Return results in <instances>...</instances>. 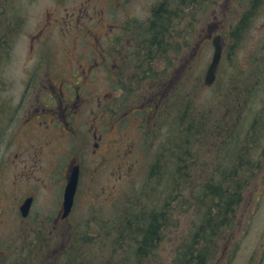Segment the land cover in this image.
<instances>
[{
	"label": "rangeland",
	"instance_id": "1",
	"mask_svg": "<svg viewBox=\"0 0 264 264\" xmlns=\"http://www.w3.org/2000/svg\"><path fill=\"white\" fill-rule=\"evenodd\" d=\"M160 2L161 0L10 2L12 6L7 9L10 14L7 21H10L6 25L9 24L14 29L12 34L7 30L5 35L11 45L10 56L0 61V112L2 107L8 105L12 110L10 117H15L8 121V127H0V239L12 242V249L23 251V260L33 261L31 264H35L40 255L34 257L32 252L37 249L41 253L51 254L48 258L43 257L44 262L40 264L104 263L105 260H99L101 255L98 241L84 245L81 250L84 256L82 259L63 258V252L69 251L72 254L75 251L71 240L75 236H71L70 229L90 224L85 236L82 235L81 238V235H77L76 238L80 241L84 237L90 238L89 236L98 234L96 221H111L117 212L124 209L127 202L134 206L136 200L142 198L149 167L163 145L168 158H171V146L184 144L179 140L176 142L178 137L170 139L171 123L172 120L177 123V115L169 108L162 112L161 117L158 116L157 125L143 135V139L140 123L135 116L129 119L126 116L127 120L120 126L109 119L110 114L105 111L100 127V132L104 134L98 146L91 134H85L87 126H97V101L107 110L117 105V88L110 79L109 70L114 69L112 39L119 30L112 32L110 25L132 18L136 20V25L147 21L149 26L152 12L160 6ZM219 3L217 9L222 8L223 11L212 19L210 31L213 29L215 34L224 35L225 54L218 69V82L211 87L202 85L203 90H199L195 101L202 106V103L207 105L210 100L216 108L212 117H224L226 123L238 126V136L233 139L236 144H243L246 137L250 138L249 134L252 136L247 144L249 149L240 152L239 164L235 157L237 154H231L235 161L228 165L230 171L250 170L247 175L250 183L244 190L247 194L239 215L240 226L235 238L225 245L224 254L228 250L225 256H232L229 264H264V0H260L255 14L246 23L244 30L239 32L236 41L232 37H226L225 32L238 26L249 3L245 0H220ZM223 8H226L225 11ZM136 25L135 31L138 30ZM176 25L179 31L175 30L176 27L169 40L179 47L181 59L174 58L173 49L169 48L170 51L163 54L156 50L158 54L150 64L142 60L141 67L147 68L154 75L149 71L146 76L143 71L136 74L138 89L132 96H141V101L145 99V86L153 85L159 75L168 74L169 68H172L178 78L184 76V80L186 74L191 75L194 83L204 79L214 53L211 38H207L208 26L201 25L204 28L202 39V35L198 33H192L191 37L183 34L186 21H181L180 25L176 22ZM123 26L124 24L121 28ZM171 30H168V36ZM128 39L126 37V44ZM134 49L135 46H131L132 55ZM103 54L110 67L101 68L97 65L104 60ZM77 79L85 81L84 95H98V98L87 106L82 104L75 115L73 124L76 128H81V133H64L57 124L54 125V114L58 109L51 111L50 107L45 112L43 108L44 105H52L56 98H61L62 91L65 95H70V81L73 83ZM130 81L131 79L128 84ZM184 89L185 84L182 86L183 91ZM154 92L148 94L152 95ZM236 95H241L243 99L236 103ZM228 96L233 99L234 105L224 112L221 109L222 100H227ZM148 103L141 102L137 105L145 108ZM171 103L175 105L176 101ZM91 110L95 112L92 113ZM137 111V107L132 106L126 113L132 116ZM252 127H256L255 132ZM200 138L203 139V136ZM142 140L145 145L141 143ZM212 145L214 146L213 143ZM195 147L202 152L192 151L197 161L207 160L214 167L215 162L220 160L216 150L208 148L206 138L197 141ZM71 159H78L82 163L78 195L70 218L61 224V227L69 228L64 237L58 240L51 230L40 231L43 241L51 242L52 247L59 246L49 251L45 246L33 243L39 236L38 230L32 228L38 227L37 221L43 223L42 219L47 220L45 226L48 229L53 228V222L63 207L64 190L71 165L67 174L66 169ZM249 186L250 189L247 188ZM31 196H34V203L30 215L24 218L20 206ZM154 204L159 207L157 202ZM179 213L180 210L174 209L167 218L168 230L165 229V239L157 252V255L166 258L167 263L170 262V256L175 244L180 241L183 230L186 231L189 226L184 220L185 215ZM136 248L131 247L132 256H135Z\"/></svg>",
	"mask_w": 264,
	"mask_h": 264
},
{
	"label": "trees",
	"instance_id": "2",
	"mask_svg": "<svg viewBox=\"0 0 264 264\" xmlns=\"http://www.w3.org/2000/svg\"><path fill=\"white\" fill-rule=\"evenodd\" d=\"M11 1L0 0V61L10 56L11 45L8 44L5 35L7 30L12 34L14 29L9 24L6 25L10 21H7L10 17L7 9L12 6ZM219 1L161 0L160 6L152 12L149 26L148 22H140L136 25V20L133 21L138 30L135 31V27L132 26L129 31L135 49L133 56L131 54L130 60L126 61L124 66L131 76V81L129 85L122 84L128 96L135 98L132 95L138 89L137 79L132 78L133 75L143 71V75L146 76L149 71L141 67L142 60L150 64L158 54L157 51L163 54L172 49L174 58H180L179 47L169 40V37L174 35L176 22L180 25L181 21H186L187 26L183 33L186 37H191L192 33H198L203 39L204 28L201 25L210 27L212 19L223 11L222 8L217 9ZM245 1L249 4L238 26L231 28L227 34L228 37L234 38V41L237 40L239 32L247 26L246 23H249L260 3V0ZM223 9L225 11L226 8ZM177 29L178 27L175 30ZM168 30H171L169 36ZM126 53L128 54L127 51ZM123 58L122 64L125 60V57ZM149 73L154 75L151 71ZM164 76H167L168 81L163 83V87H159L157 98L150 104L148 113L143 115L140 111L137 114L142 124H149L152 121L151 124H154L157 123L158 116H162L163 111L167 108L172 109L171 111L177 115V123L172 120L170 139L174 136L178 137L176 142L179 140L184 144L171 146V158H168L163 145L150 166L143 193H141L142 198L136 200L134 206L127 202L124 209L114 215L111 221H96L98 234L89 236L90 238L84 237L83 241H80L76 238L77 235H81L82 238L90 224L82 228L70 229L71 236L73 234L75 236L71 239L75 251L72 254L69 251L63 252V258L70 260L73 257H80L82 259L84 256L81 250L84 245L88 246V242L98 241L101 255L99 260L100 258L102 261L105 260L102 264H229L232 261V256L229 258L225 256L228 250L224 254V248L235 238L240 226L239 215L246 201L247 192L244 190L250 183V179L247 178L250 170L232 169L230 171L228 165L235 161L231 154H237L235 157L239 164L240 152L246 148L249 149L247 144L252 136L249 134L250 138L246 137L243 144H236L233 139L238 136V126L226 123L224 117H212L216 108L210 100L207 105L202 102V106L198 105L195 100L199 96V90H203L201 81L194 83V80L190 78L191 75L186 74L185 80L177 84L175 83L176 74L172 68H169L168 74H161L155 79L154 87L160 84V79ZM183 84H185L184 91ZM242 99L241 95H236V103ZM232 100L229 96L227 100L225 98L222 100V111L233 108ZM171 101H176L175 105ZM134 104L137 106L136 103ZM11 111L8 105L2 107L0 127L4 125L8 127L10 124L8 121L13 118V116L10 117ZM255 129L256 127H252L254 132ZM202 136L203 139L200 138ZM205 138L208 141V148L216 150L217 158L220 157L214 167L207 160L197 161L192 154L193 150L202 153L195 147V143ZM212 143L214 146L217 143L216 149ZM206 153L210 155L208 151ZM247 188L250 189V186ZM154 202L159 204L158 208ZM174 209L180 210L179 214L185 215L184 220L189 226L186 231L183 230V235L175 244L173 254L170 256V262L167 263L166 258L163 255H157V252L165 239V229L168 230L167 218L172 215ZM37 222L38 227L32 229L38 230L39 237L33 243L45 246L49 251L59 247L57 245L52 247L51 242L43 241L40 231L51 230L59 240L65 236L69 228L56 226L48 229V226H45V220L42 219L43 223ZM11 247H13L12 242L8 243L7 240L0 239V264L33 263V261L22 259L23 251ZM131 247H137L135 256L130 253ZM40 253L37 249L32 252L34 257L40 255L35 264L44 262L43 257L45 259L51 256L47 252Z\"/></svg>",
	"mask_w": 264,
	"mask_h": 264
},
{
	"label": "flooded vegetation",
	"instance_id": "3",
	"mask_svg": "<svg viewBox=\"0 0 264 264\" xmlns=\"http://www.w3.org/2000/svg\"><path fill=\"white\" fill-rule=\"evenodd\" d=\"M121 41H122V39H121L120 34H119V36H118V46L119 47H120ZM117 52H118V56H117V60H116L115 65H114V70H117V71L115 73H113L114 84L116 85V88H117V90H116V93H117V105H116V107H117V109H115L113 111L115 113L114 115L120 114V112H121L120 109H121L122 105H119L118 98L120 97V95L122 94L123 91L125 94V89L122 87V84H128V81L130 80V77H131L127 73V71L123 69L122 62H121V56H120V50L118 49ZM83 72H85V69H83ZM70 83H71L70 84V86H71L70 87L71 88L70 95L67 96L62 91L61 98H58V99L56 98L52 105H44L43 109L46 112V111H49L47 109H49L50 107L52 108V109H50L51 111H54V109L57 108L58 111L54 114V120H55L54 125L57 124L59 126V128L64 133H75L76 134L77 132H79V134H80L81 128L79 126L76 128V126L73 124V120L75 118V115L78 112V110L82 104H86V106L88 104H91V102H93V100L95 98L96 99L98 98V95L97 96H89V94L84 95L81 89H82V87H84L85 81H83L81 79H77V80L73 81V83H72V81H70ZM51 96H53V95H51ZM123 96H125V95H123ZM151 99L152 98H150V100ZM127 100H128V102L131 101V97L128 96ZM96 107L97 108H95V110L97 111V116H96L97 126H89V127L87 126V131H85V134H87V135L91 134L90 135L91 138L96 141V143H97L96 146H98V144L100 143V141L102 139V135L104 134V132H102V131L100 132L101 120L104 117V111L105 112H108V111H107V108H105L104 105H102L99 101H97ZM92 109H94V108L92 107ZM91 112L94 113L95 111L91 110ZM116 117H117V123L116 124L121 126L120 117L118 115H116ZM82 152H81V154H82ZM70 165H71V171H72V169H74L75 166H79L81 169V174H82V163L80 160L77 159V160L73 161V159H71L69 162V167L66 169V174H67V172H69ZM71 171H70V173H71ZM31 197H34V196H31Z\"/></svg>",
	"mask_w": 264,
	"mask_h": 264
},
{
	"label": "water",
	"instance_id": "4",
	"mask_svg": "<svg viewBox=\"0 0 264 264\" xmlns=\"http://www.w3.org/2000/svg\"><path fill=\"white\" fill-rule=\"evenodd\" d=\"M214 46H215V53H214L213 61L206 75V82L208 84H213L215 82L216 69L222 57L221 36H217L214 38ZM78 180H79V172H78V169H75V171L73 172L69 180V183L65 191V200H64V205H63V218L68 217L72 211V207L74 204V197H75L76 189L78 186ZM30 205H31L30 201H28L23 207L22 210H23L24 215L28 214Z\"/></svg>",
	"mask_w": 264,
	"mask_h": 264
}]
</instances>
